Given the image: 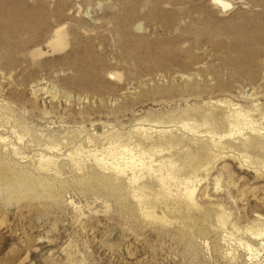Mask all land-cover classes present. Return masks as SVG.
<instances>
[{"label":"rangeland","instance_id":"rangeland-1","mask_svg":"<svg viewBox=\"0 0 264 264\" xmlns=\"http://www.w3.org/2000/svg\"><path fill=\"white\" fill-rule=\"evenodd\" d=\"M211 1L0 0V173L55 185L16 194L0 177V264H264V247L243 230L264 224V0H227L223 11ZM232 107L249 110L254 129L217 139L180 125L204 129L207 117L226 132ZM158 130L180 139L169 149L179 164L182 149L220 153L199 170L200 209L185 226L146 220L118 196L126 176L77 154L112 132L148 143ZM41 153L55 163L39 170Z\"/></svg>","mask_w":264,"mask_h":264},{"label":"bare ground","instance_id":"bare-ground-1","mask_svg":"<svg viewBox=\"0 0 264 264\" xmlns=\"http://www.w3.org/2000/svg\"><path fill=\"white\" fill-rule=\"evenodd\" d=\"M211 3H213L216 7H218L219 10L222 11L229 8L230 5L227 0H212ZM224 102L225 101H223V103ZM232 109L233 110L228 112L229 114L227 117L229 129L223 133L219 131L215 121L207 117H203V123L201 122L199 124V126L202 124H207L204 129L193 126L192 124L188 123L187 120L184 122V119H181L180 125L182 128L196 133L205 132L209 134L210 137H215L216 135L218 136L217 139H220L221 137L223 138L226 135L231 136V134H235V132L240 133L244 127L254 129V127H252L254 120L252 121L250 114L248 113L249 110H243L241 107H232ZM208 121L210 123H208ZM221 127H223V125H221ZM135 129L140 137H149L147 134L149 135V130H151V127L140 125L134 127V130ZM157 133L156 139L151 140L149 138L150 140L148 139V143L145 139H143V141L145 140L146 143H142V141L139 139L135 140L137 142L132 143L127 142V140L129 141L133 136L131 135V132H126V135L124 136L112 132L106 135L104 141L106 144L102 143L103 147L101 149L90 148L86 149V151H83V148H81L77 154H85L89 156V158L94 160L95 165L98 168L100 167L110 170L119 176H126L129 189L126 192H120L118 196L121 198V201L125 200L126 196L127 198L128 196L132 197V199L134 198L135 202H137L139 205L137 208L140 209V215L147 218L146 220H152L153 222H160L162 224H170L172 221H176L177 223H183L185 226V222H183V220L189 219L190 221L193 219L194 222V218L191 216L192 214H189L192 210L200 209L199 204L194 199V192L198 183L200 182L199 180L201 179L199 176V170L207 173L210 169H212V165H214L213 161L220 157H218L220 153H215V151L212 150V147L208 148L207 145H204L203 147L201 146L200 150H195L194 152L191 151L190 148H185L186 150L182 151V149L180 151V157L183 158V162L179 164L177 163V159L173 156L174 153L171 152V150L169 151V149L170 147H175L178 145L180 139L176 137L177 135H172L171 132H168L169 134L167 136L162 130H158ZM19 135V138H22V135ZM1 139L3 140L4 138L1 136ZM88 141H92L91 136L88 137ZM216 141L213 140L212 146H222L220 142ZM241 143H251V140L246 138L245 142ZM260 144V148L264 147L263 142H260ZM54 146H51L50 144L46 145L45 143V147L49 149L54 148ZM12 148L15 153H18L17 148ZM166 151V154H161L162 152ZM154 153H159L157 161L156 158H152ZM216 156L218 158H216ZM241 156L243 159L245 158L244 161L248 162V158H250L249 155L244 153ZM69 158L71 161H73V164L76 166L77 170H80L82 167L81 161H79L77 157H74L72 153H70ZM257 162L264 164L262 159L257 160ZM54 163L55 159L52 155L41 153L37 165L40 170L41 168H47L50 166V164ZM250 163H252V161H250ZM8 170L10 172V169ZM127 170L129 171L127 172ZM145 176L151 178V181H145ZM0 177L3 183L8 186L9 190L15 192L16 194H26L31 192L34 196H40L43 192H46L45 189H52L53 186H55L52 183L50 184L48 181L50 178H47L43 175L40 176L39 174L32 175L30 171H23L22 169H14L9 174L8 172H5L4 169V171L0 173ZM86 178H88V176ZM216 205L217 208L214 209L213 214H215L216 221L219 223V225L225 226L229 222L228 218L230 215L224 210V207L221 205V203H216ZM158 206L160 209H162L159 211L160 213H156L155 211ZM230 226L236 230L238 229L234 226V224L231 225L230 223ZM243 230L247 231L252 239L259 240L260 246L264 247V224L257 225L252 223L251 225L246 226ZM244 242L246 249L250 251L257 250V248L252 247L250 242H247L246 240H244Z\"/></svg>","mask_w":264,"mask_h":264}]
</instances>
